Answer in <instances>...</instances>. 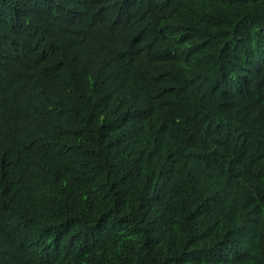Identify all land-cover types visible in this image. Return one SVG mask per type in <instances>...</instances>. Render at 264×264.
<instances>
[{
	"label": "trees",
	"instance_id": "trees-1",
	"mask_svg": "<svg viewBox=\"0 0 264 264\" xmlns=\"http://www.w3.org/2000/svg\"><path fill=\"white\" fill-rule=\"evenodd\" d=\"M0 264H264V0H0Z\"/></svg>",
	"mask_w": 264,
	"mask_h": 264
}]
</instances>
